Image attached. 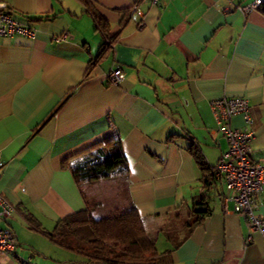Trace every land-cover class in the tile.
<instances>
[{
	"label": "crops",
	"instance_id": "crops-1",
	"mask_svg": "<svg viewBox=\"0 0 264 264\" xmlns=\"http://www.w3.org/2000/svg\"><path fill=\"white\" fill-rule=\"evenodd\" d=\"M251 2L92 0L118 35L88 69L103 38L80 1L3 0L35 34L0 36V194L12 207L0 227L16 237L0 264H84L44 232L85 208L105 216L130 204L155 242L154 264H264V237L250 231L231 201L224 208L231 191L220 180L219 187L200 186L188 150L197 145L214 168L227 141L210 102L244 97L254 131L250 157L264 160V10L240 9ZM135 3L120 29V9ZM63 32L69 36L57 39ZM113 66L123 72L115 85L107 81ZM231 125L250 128L240 114ZM109 134L120 138L127 174L76 183L62 161L80 159ZM203 193L209 211L188 226L192 202ZM257 199L264 219V185Z\"/></svg>",
	"mask_w": 264,
	"mask_h": 264
},
{
	"label": "trees",
	"instance_id": "trees-1",
	"mask_svg": "<svg viewBox=\"0 0 264 264\" xmlns=\"http://www.w3.org/2000/svg\"><path fill=\"white\" fill-rule=\"evenodd\" d=\"M78 1L85 6L84 10L90 15L94 30L103 38L95 57L88 62L89 69L112 51L118 33H110V25L91 5L92 0ZM136 4L120 9V29L129 20ZM257 8L263 11L264 4ZM65 98L50 112L46 120L61 106ZM43 124L44 121L36 130ZM188 150L201 171L200 186L203 189L215 186L218 183L215 170L209 169L198 146L192 143ZM82 153L84 156L76 161H62L63 167L70 169L78 184L128 172L125 154L117 134H109L83 149ZM207 204L205 193L195 198L185 224L190 226L207 214ZM29 221L34 224L32 219ZM44 233L58 244L79 252L85 258L84 264H154L157 254L155 242L146 234L142 219L133 204L105 216H95L85 208L59 219L52 232Z\"/></svg>",
	"mask_w": 264,
	"mask_h": 264
},
{
	"label": "built area",
	"instance_id": "built-area-1",
	"mask_svg": "<svg viewBox=\"0 0 264 264\" xmlns=\"http://www.w3.org/2000/svg\"><path fill=\"white\" fill-rule=\"evenodd\" d=\"M261 4H264V0H253L240 9L248 12ZM138 27L141 28L142 24L140 23ZM18 34L31 38L34 37L35 29L16 20L3 0H0V36ZM68 36V32H63L57 39H65ZM122 77V70L118 66H113L107 74V81L115 85ZM210 107L217 122V131L227 141V149L221 153L214 166L216 178L231 191V196L223 199L224 208L226 203L231 201L232 211L245 220L250 231L264 237V219L255 212L257 198L264 185V160H254L250 157V143L254 131L248 100L244 97H223L212 100ZM237 114L242 115L250 128L239 129L231 125L232 116ZM1 164L0 161V166ZM11 208L9 202L0 194V218L9 215ZM15 246L14 232L8 227H0V252L12 251Z\"/></svg>",
	"mask_w": 264,
	"mask_h": 264
},
{
	"label": "rangeland",
	"instance_id": "rangeland-1",
	"mask_svg": "<svg viewBox=\"0 0 264 264\" xmlns=\"http://www.w3.org/2000/svg\"><path fill=\"white\" fill-rule=\"evenodd\" d=\"M114 177H116V178H113V183H117L118 185H121V180L120 179H122V178H117V177H119V176H114ZM123 181V180H122ZM220 185H219V183H218V187H219Z\"/></svg>",
	"mask_w": 264,
	"mask_h": 264
}]
</instances>
